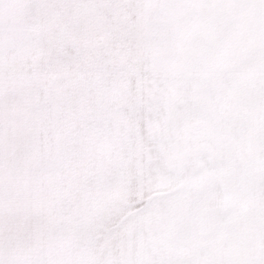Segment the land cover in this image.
<instances>
[{"label": "snow or ice", "instance_id": "6c2138e0", "mask_svg": "<svg viewBox=\"0 0 264 264\" xmlns=\"http://www.w3.org/2000/svg\"><path fill=\"white\" fill-rule=\"evenodd\" d=\"M0 264H264V0H0Z\"/></svg>", "mask_w": 264, "mask_h": 264}]
</instances>
